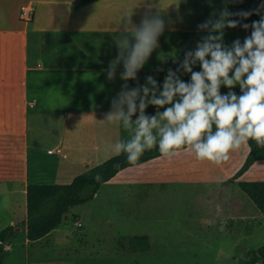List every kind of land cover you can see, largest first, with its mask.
<instances>
[{
	"label": "crops",
	"instance_id": "obj_1",
	"mask_svg": "<svg viewBox=\"0 0 264 264\" xmlns=\"http://www.w3.org/2000/svg\"><path fill=\"white\" fill-rule=\"evenodd\" d=\"M78 2L0 0V136L21 141L25 177L23 184L15 180L0 181V188L4 189L3 196H7L8 204L16 203V194L21 190L25 213L27 185L69 184L77 175L117 156L105 151V146L128 137L121 124L102 121L111 110L112 99L125 83L120 78L124 70L122 63L117 66L113 80L107 78V69L117 57L116 41L123 35L126 16L132 15L135 25L140 24L146 12H159L164 19L166 27L159 37V47L137 73L140 85L149 75L162 85L168 69L178 67L173 63V56L182 61L184 53L194 50L201 37L207 34L197 26L209 18H218L225 9L222 0H98L73 8ZM23 7L32 9L30 21L21 18ZM236 39L243 40L237 28L224 30L225 44L230 46ZM199 70L196 65L194 71ZM180 76L185 82L190 80V74L181 72ZM126 83L130 88L137 86V81ZM238 89L236 86L232 91ZM228 91L222 86V94ZM156 111L149 105L146 114L154 115ZM248 150V146H242L219 165L198 160L186 150L172 158L161 156L122 170L101 186L98 193L104 187L114 189L118 186L126 190L142 187L146 190L143 198L158 201V196L203 187L206 193L198 198L203 205L201 214L212 222L214 218L205 210L212 196L210 192L222 190V194L214 196L222 204L231 197V193L223 190L229 185L227 183L238 188L239 182L264 181L261 179L264 162L261 161L232 180ZM175 189L178 192L173 191ZM97 195L89 203H94ZM8 212V209L3 211ZM67 214L64 219H68ZM25 218L26 214L22 221ZM218 219H223L222 215ZM229 219L248 221L247 243L262 228L257 225L264 224L260 217L238 213L226 217ZM75 224L73 222L72 226ZM208 231L215 238L225 237L233 244L242 245L238 233L231 239L226 230L222 233ZM69 232V226L62 222L37 242L25 239L23 246H13L11 242L5 245L3 264H17L18 258L21 264H203L198 254L202 240L197 233L190 236L191 243L184 245L176 241L167 244L161 238L153 241L152 233L142 234L140 236L148 238L149 251L128 253L120 250L112 255L110 251L91 246L75 250L67 244ZM155 235L160 236L159 233ZM128 254L136 259H123Z\"/></svg>",
	"mask_w": 264,
	"mask_h": 264
},
{
	"label": "clouds",
	"instance_id": "obj_2",
	"mask_svg": "<svg viewBox=\"0 0 264 264\" xmlns=\"http://www.w3.org/2000/svg\"><path fill=\"white\" fill-rule=\"evenodd\" d=\"M262 11L264 3L254 10L235 13L225 8L218 18L199 24L198 30L207 34L194 50L184 53L182 61L173 56L178 67L168 69L162 85L151 75L140 85L137 73L159 47V37L166 27L164 19L159 12H146L140 24L135 25L132 15L126 16L123 35L116 41L117 57L107 69V78L113 80L122 63L120 78L125 83L102 121L121 124L129 135L107 144L105 151L126 154L128 161L135 163L154 147L166 158L186 150L198 160L219 165L228 161L232 152L248 146L249 140L264 147ZM253 14L260 19L241 23ZM238 26L250 28L251 34L243 42L236 39L230 46L225 44L224 30ZM196 65L199 71H194ZM181 72L190 74V80H182ZM129 80L137 81V86L130 88L126 83ZM222 86L229 89L226 94H222ZM236 86L240 95L232 91ZM149 105L157 109L154 115L146 114ZM96 179L99 181L100 176Z\"/></svg>",
	"mask_w": 264,
	"mask_h": 264
},
{
	"label": "rangeland",
	"instance_id": "obj_3",
	"mask_svg": "<svg viewBox=\"0 0 264 264\" xmlns=\"http://www.w3.org/2000/svg\"><path fill=\"white\" fill-rule=\"evenodd\" d=\"M22 162L21 141L0 136V181L15 180L23 184L25 177ZM262 176L261 179L264 180V174ZM227 184L229 185L223 190L231 193V197L225 203L223 201L219 204L216 199L222 194V190L209 191L212 196L206 202L205 210L214 218L212 222L208 221V216L201 214L203 205L198 198L206 193L203 187L185 188L175 195L158 196V201L146 196L143 198L146 190L142 187H138L137 190H126L118 186L114 189L104 187L94 203L72 208L67 214L68 219L63 221L70 228L69 236L66 235L67 240H70L67 244L75 250L91 246L96 250L110 251L115 255L121 250L118 241L124 237L152 233L153 241L161 238L165 239L167 244L176 241L184 245L191 243L193 238L190 236L197 233L202 240L198 246V254L203 264H243L247 259L248 251H255L263 244L264 224L260 222L257 225H262V228H259L254 239L247 243L245 236L248 221L226 220V217L237 213L254 218L260 217L261 220L262 217L245 194L230 185L231 183ZM3 191L4 189L0 188V230L9 224L20 223L26 214L23 211L22 191L19 190L16 194L15 204L7 203V196H3ZM173 191L178 192L176 189ZM193 207L196 208L192 210ZM4 209H8L9 212L3 213ZM219 215H222L223 219H218ZM73 222L76 224L72 226ZM210 229L217 233L226 230L231 239H235L238 233L242 245L233 244L225 237L215 238L208 231ZM18 232L19 237L16 243L13 241V246L24 244V231L18 228ZM157 233L160 236L155 235ZM17 249L22 250L20 247ZM123 259L131 261L136 258L128 254ZM16 261L17 264H21L20 258Z\"/></svg>",
	"mask_w": 264,
	"mask_h": 264
},
{
	"label": "trees",
	"instance_id": "obj_4",
	"mask_svg": "<svg viewBox=\"0 0 264 264\" xmlns=\"http://www.w3.org/2000/svg\"><path fill=\"white\" fill-rule=\"evenodd\" d=\"M95 1L98 0H79L73 8ZM222 1L225 8L233 13L254 10L261 3H264V0ZM261 15H264V11L261 12ZM234 18L239 19V17ZM259 19L260 16L253 14L247 20L241 21V23L251 24ZM236 28L242 33L243 40L251 34L250 28L248 30L239 26ZM236 94H241L240 88ZM248 148L246 159L240 169L234 174L233 181L245 173L254 163L258 161L264 162V147H258L254 140H249ZM161 156L158 147H154L151 150H146L137 162L130 163L127 155L122 153L74 177L69 184L27 185L25 220L0 230V264H3L6 256L5 245L18 238V228L24 231L25 239L30 243L43 239L62 224L65 215L72 208L93 201L101 186L114 178L119 172ZM97 175L100 176L99 181L96 179ZM237 186L254 204L264 221V181L239 182ZM118 246L121 250L128 253H144L150 249L146 236L124 237L118 241ZM244 264H264V243L255 251H248Z\"/></svg>",
	"mask_w": 264,
	"mask_h": 264
},
{
	"label": "built area",
	"instance_id": "obj_5",
	"mask_svg": "<svg viewBox=\"0 0 264 264\" xmlns=\"http://www.w3.org/2000/svg\"><path fill=\"white\" fill-rule=\"evenodd\" d=\"M31 12H32V9L30 7H23L21 8V18L24 20V21H30L31 20ZM6 246L4 247V250H5Z\"/></svg>",
	"mask_w": 264,
	"mask_h": 264
}]
</instances>
